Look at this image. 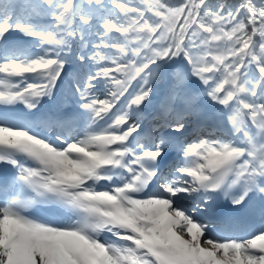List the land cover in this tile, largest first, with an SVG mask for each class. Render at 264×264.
<instances>
[{"label": "snow or ice", "instance_id": "snow-or-ice-1", "mask_svg": "<svg viewBox=\"0 0 264 264\" xmlns=\"http://www.w3.org/2000/svg\"><path fill=\"white\" fill-rule=\"evenodd\" d=\"M0 264H264V0H0Z\"/></svg>", "mask_w": 264, "mask_h": 264}, {"label": "trees", "instance_id": "trees-1", "mask_svg": "<svg viewBox=\"0 0 264 264\" xmlns=\"http://www.w3.org/2000/svg\"><path fill=\"white\" fill-rule=\"evenodd\" d=\"M136 2L138 3V0H136ZM172 2H177V0H172ZM150 15V14H149Z\"/></svg>", "mask_w": 264, "mask_h": 264}, {"label": "bare ground", "instance_id": "bare-ground-1", "mask_svg": "<svg viewBox=\"0 0 264 264\" xmlns=\"http://www.w3.org/2000/svg\"><path fill=\"white\" fill-rule=\"evenodd\" d=\"M68 221H66V222H62V223H67Z\"/></svg>", "mask_w": 264, "mask_h": 264}]
</instances>
